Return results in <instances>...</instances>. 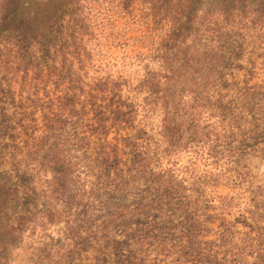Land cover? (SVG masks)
Returning <instances> with one entry per match:
<instances>
[{
    "label": "rangeland",
    "instance_id": "1",
    "mask_svg": "<svg viewBox=\"0 0 264 264\" xmlns=\"http://www.w3.org/2000/svg\"><path fill=\"white\" fill-rule=\"evenodd\" d=\"M107 2L95 3L104 6L106 15L102 25L95 29L98 46L92 51V62L104 68L101 75L110 70L112 78L123 75L136 83L145 66L158 70L159 63L151 56L148 61V46L140 44L141 41L132 42V38L143 33H159L158 29H150L157 24L139 16L136 9L131 11L133 17L130 13L122 16L114 9L109 18ZM208 2L200 0L198 5L209 9L215 3L208 5ZM224 4L232 14L223 28L215 32L205 24L207 20L197 18L188 41H192L191 55L196 59L191 61V67L200 75L217 71L212 93H227V98L233 95L230 103L233 115L247 106L237 118L240 128L234 129V134L222 144V149L230 153L229 160L221 161L220 165L209 163L197 157L198 145L182 142L170 157L175 162L172 167L182 178L167 198L153 192L145 180L136 178L128 186L103 185L96 159L102 149L117 145V156L121 158L118 167L129 176L133 171L132 154L124 145L128 137L132 139V130L113 124L106 108L109 95L99 96V91L96 99L105 111L104 125L91 129V123L98 122L90 105L83 120L68 117L63 125L69 139L67 146L77 148L74 166L71 165L72 176L67 183H50L53 172L48 171L42 178L46 183H37L35 192L32 194L29 189L24 196V182L13 176L6 178L19 187L0 213V264H113L118 261L124 264H264V131H256L264 123V0H225ZM134 6L139 7V3ZM3 38L5 32L0 30V121L12 116L20 128V103L29 111L36 97L46 102L55 94L43 96L45 90L39 83L36 89L24 83L36 71L35 64L44 65L40 51L37 50L39 57L33 59L27 71L23 64L7 68L4 63L7 46ZM95 65L87 74L97 77ZM193 76V80H201ZM247 92L249 96L244 99ZM140 118L141 114L132 124ZM155 122L151 120L147 130ZM144 123L143 120L141 125ZM250 129L255 132L251 133ZM75 132L82 137L81 149L76 146ZM8 136L6 133L0 137L1 144L6 141L4 159L0 158L4 162L2 170L12 168L8 163ZM46 188L52 189L48 194L57 205L50 213L44 212V197L40 192ZM80 200L81 207H78L75 202ZM188 219L201 221L200 228L187 231L183 225ZM226 221L234 224V238L222 244L215 229ZM155 223L161 226L159 232L154 230L143 242L134 240L132 245L126 244L125 239H136L134 235L144 232L145 225ZM246 243L259 244L260 251L244 248ZM185 244L190 245L188 250Z\"/></svg>",
    "mask_w": 264,
    "mask_h": 264
},
{
    "label": "trees",
    "instance_id": "2",
    "mask_svg": "<svg viewBox=\"0 0 264 264\" xmlns=\"http://www.w3.org/2000/svg\"><path fill=\"white\" fill-rule=\"evenodd\" d=\"M84 1L0 0V30L5 32L3 41L7 46L4 47V54H7L4 63L7 68L23 64L27 71L28 65L38 56L37 50L40 51V61L43 60L44 65L35 64L36 71L33 76L27 73L30 77L24 83L33 85L35 89L39 83L45 90L43 96L48 97L52 92L55 94L46 102L36 97L29 111L26 105L20 103V128L13 122L12 116L4 122L0 121V137L3 138L6 133L9 135L8 163L12 167L11 171L9 167L2 170L4 162L0 161V213L19 187L16 182L12 185V179H6L8 177L13 176L24 182V196L29 189L33 194L37 183H46L42 178L48 171L53 172V177L48 179L50 183L60 181L63 185L68 182L77 148L67 146L69 139L63 125L68 117L83 120V116L89 113L88 105L99 124L91 123V129L104 125L105 111L96 99L99 91V96L109 95L106 108L113 124L132 130V139L128 137L124 145L132 154L133 171H129V176L118 167L121 158L117 156V145L112 149H102L96 159L103 185L128 186L136 178L145 180L148 186L153 187V192L167 198L172 187L180 181L181 175L172 167L175 162L170 157L182 142L198 145L195 149L197 157L209 163L220 165L221 161L229 160L230 153L222 149V144L234 134V129L240 128L236 123L237 118L247 106L241 108L238 115H233L230 111L233 95L227 98V93H212V82L216 79L217 71L209 70L200 75L198 70L191 67V61L196 59L191 55L194 51L192 41H188L197 18L207 20L205 24L212 26L215 32L223 28L232 14L224 4L225 0H209L208 5L215 2L209 9L199 7L200 0H119L117 4L114 0H107L109 18L114 9L122 16L130 13L131 17L134 15L131 11L136 9L139 16L152 19L157 24L150 29H158L159 33H143L132 38V42L141 41L140 44L148 46V61L151 56L159 63L158 70L145 66L142 77L136 78V83L123 75L112 78L110 70L101 75L104 68L92 62V51L98 46L95 29L102 25V18L106 14L104 6L95 4L98 0ZM134 3H139V7L135 8ZM122 38L128 40L127 37ZM135 55L142 57L140 53ZM94 65L97 77L87 74ZM194 74L201 80H193ZM247 95L248 92L244 99L248 98ZM139 114L140 120L133 125L134 118ZM143 120L146 124L141 125ZM151 120L156 122L154 127L147 130ZM128 122H131L129 126L126 125ZM260 126L256 131H264V123H260ZM74 135L78 136L76 146L81 149L82 137L78 132ZM4 142L0 143L1 159H4ZM50 191L51 188L40 190L44 197V212L49 210V213L57 206L52 195L48 194ZM75 204L81 207V200ZM18 222H21L20 219ZM200 225L201 221L188 219L183 226L187 231H194ZM145 226L144 232L134 235L136 239H125L126 244L132 245L134 240L143 242L154 230H161L158 223ZM215 231L222 244L234 238V224L230 221L222 223ZM258 245L246 243L244 248L258 253ZM184 246L188 250L190 245ZM113 264L124 263L118 261Z\"/></svg>",
    "mask_w": 264,
    "mask_h": 264
}]
</instances>
